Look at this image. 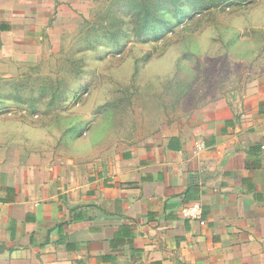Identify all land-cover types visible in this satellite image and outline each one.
<instances>
[{
  "label": "crops",
  "instance_id": "crops-1",
  "mask_svg": "<svg viewBox=\"0 0 264 264\" xmlns=\"http://www.w3.org/2000/svg\"><path fill=\"white\" fill-rule=\"evenodd\" d=\"M69 1L0 0V51L58 22ZM243 108L214 106L94 156L64 153L84 140L73 130L11 134L0 264L264 263V87ZM194 202L200 218L186 219Z\"/></svg>",
  "mask_w": 264,
  "mask_h": 264
},
{
  "label": "rangeland",
  "instance_id": "rangeland-1",
  "mask_svg": "<svg viewBox=\"0 0 264 264\" xmlns=\"http://www.w3.org/2000/svg\"><path fill=\"white\" fill-rule=\"evenodd\" d=\"M148 1L161 25L144 35L130 0H70L58 22L0 51V144L73 130L84 140L64 153L94 156L214 106L243 110L264 87V0H179V13Z\"/></svg>",
  "mask_w": 264,
  "mask_h": 264
},
{
  "label": "trees",
  "instance_id": "trees-1",
  "mask_svg": "<svg viewBox=\"0 0 264 264\" xmlns=\"http://www.w3.org/2000/svg\"><path fill=\"white\" fill-rule=\"evenodd\" d=\"M132 4L130 5V8L134 12V15L136 16L137 23L135 26V33L138 35H144L146 32H149L153 30L154 28L161 25V18L154 13V9L150 5L148 0H140L138 3L133 2L130 0ZM188 1V0H185ZM220 0H196L194 2L193 7L194 8H204L207 5H215ZM169 2L172 6H174V9L177 8V12L179 13L180 10H178V3H180L179 0H165V3Z\"/></svg>",
  "mask_w": 264,
  "mask_h": 264
},
{
  "label": "built area",
  "instance_id": "built-area-1",
  "mask_svg": "<svg viewBox=\"0 0 264 264\" xmlns=\"http://www.w3.org/2000/svg\"><path fill=\"white\" fill-rule=\"evenodd\" d=\"M180 213L186 219L196 220L200 218L201 208L197 202H194L190 206L182 207Z\"/></svg>",
  "mask_w": 264,
  "mask_h": 264
}]
</instances>
